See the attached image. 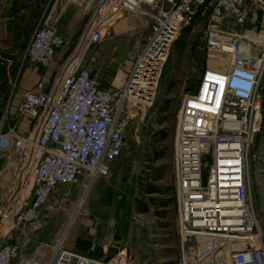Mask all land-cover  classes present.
<instances>
[{
  "label": "built area",
  "instance_id": "1",
  "mask_svg": "<svg viewBox=\"0 0 264 264\" xmlns=\"http://www.w3.org/2000/svg\"><path fill=\"white\" fill-rule=\"evenodd\" d=\"M94 1L73 52L53 80L36 82L23 96L20 114L32 117L36 129L25 136L12 128L8 136L16 139L17 147L29 150L26 162L35 160L32 189L23 206L17 201L0 208V226L12 220L37 224L59 185L78 183L83 177L91 183L109 173L110 163L126 145L131 105L151 104L180 31L209 11L214 61L203 71L198 90L184 94L175 129L173 170L181 246L177 263L264 264V235L247 163L251 143L263 125L264 0ZM132 11L151 19V34L135 65L121 68L105 86L84 64L85 53L105 39L109 25ZM228 18L233 25L226 29L222 25ZM250 21L254 27L246 26ZM65 46L56 28L40 24L26 58L46 64ZM0 264L110 263L70 251L60 241L49 258L40 261L22 255L20 244L8 240L0 243ZM112 264L128 262L120 257Z\"/></svg>",
  "mask_w": 264,
  "mask_h": 264
},
{
  "label": "rangeland",
  "instance_id": "2",
  "mask_svg": "<svg viewBox=\"0 0 264 264\" xmlns=\"http://www.w3.org/2000/svg\"><path fill=\"white\" fill-rule=\"evenodd\" d=\"M64 2L0 0V189L6 191L5 201L8 199L7 203L4 201L0 205L2 209L8 203L17 204V201L18 206H23L32 189L35 160L26 162L29 150L26 146L17 147L16 139L8 136V133L15 128L19 134L29 136L36 129L32 117L20 114L23 96L36 82L53 79L62 55L59 57L57 54L46 64L37 63L26 58V49L40 24L52 25L51 22L58 21V13L65 6ZM129 13L138 15L143 23L124 36L122 45L124 49L127 46L124 54L120 56L118 50L108 52L101 44L107 42L105 40L111 36L109 34L127 13L109 25L105 29V39L85 53L84 64L89 69L94 66L93 71L98 76L97 69H101V73L107 75L108 86L121 68L130 69L135 65L151 34V19L148 16L135 11ZM210 25V12L207 11L182 28L171 47L151 104L131 105L133 118L127 130L126 145L116 160L126 161L131 168L136 204L147 213L142 216L143 220L159 221L163 218L175 224L178 208L173 157L177 115L184 94L198 90L203 71L214 61V53L209 50ZM232 25L228 18L222 27L228 29ZM246 26L254 27V24L250 21ZM64 38L67 44L63 49L67 50V56L73 52L75 44L73 46L74 38ZM260 89L264 96V75ZM247 163L251 196L264 235V104L262 129L251 143ZM17 193L19 196L14 199ZM25 228L27 225L18 224L14 220L3 224L0 226V243L8 234H20Z\"/></svg>",
  "mask_w": 264,
  "mask_h": 264
},
{
  "label": "crops",
  "instance_id": "3",
  "mask_svg": "<svg viewBox=\"0 0 264 264\" xmlns=\"http://www.w3.org/2000/svg\"><path fill=\"white\" fill-rule=\"evenodd\" d=\"M82 1L83 4L64 2L67 5L58 13V21L51 22L59 33L74 38L73 46L95 3L94 0ZM142 23L138 15L127 13L101 46L108 52L118 50L121 56L127 49L122 45L124 36ZM66 53L64 49L59 51L62 59L55 75ZM92 68L91 71L95 70L94 66ZM100 70L97 69L103 85L107 86V75ZM134 192L131 168L126 161L118 159L110 164L107 175L98 176L91 183L83 177L78 183L59 185L43 207L42 220L27 225L20 234H8L4 241H17L22 255L40 261L49 258L63 239L64 248L110 264L120 257L128 264H177L181 249L177 209L174 225L163 218L143 220L142 216L147 213L136 204ZM6 195V191L0 189V205Z\"/></svg>",
  "mask_w": 264,
  "mask_h": 264
},
{
  "label": "bare ground",
  "instance_id": "4",
  "mask_svg": "<svg viewBox=\"0 0 264 264\" xmlns=\"http://www.w3.org/2000/svg\"><path fill=\"white\" fill-rule=\"evenodd\" d=\"M4 219H5V218H4ZM3 221H4V220H3ZM0 223H1V221H0ZM62 240H63V239H60V242H62Z\"/></svg>",
  "mask_w": 264,
  "mask_h": 264
}]
</instances>
